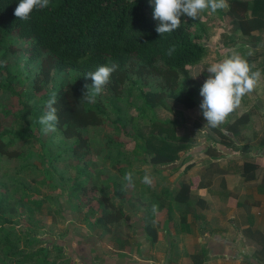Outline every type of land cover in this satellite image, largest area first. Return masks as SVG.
Segmentation results:
<instances>
[{"label": "trees", "instance_id": "1", "mask_svg": "<svg viewBox=\"0 0 264 264\" xmlns=\"http://www.w3.org/2000/svg\"><path fill=\"white\" fill-rule=\"evenodd\" d=\"M19 2L20 0H0V97L6 94L15 97L20 105L15 108L12 105L0 104L1 114L10 115L12 120L20 125L19 130L14 132L0 126V155L21 160L18 170L31 166L25 163V159L30 157L28 150L19 151L9 148L17 140L28 138L32 142L41 143L39 136L35 134V131L41 134L38 119L46 111V102L51 93L56 92L55 107L58 109L59 116L56 132L63 139L72 138V140L66 143L60 152L55 154L49 152L46 163L53 166L48 160L57 159L69 152L76 159L74 170L77 175H83L84 179L79 180L77 176L73 178L71 184L67 186L69 191L65 194L69 209L75 215V209L78 207L71 202L70 198H75L77 203L82 201L81 196L86 192L84 180L90 178L92 187L96 190H99L98 183L105 182L98 177H91V173L84 166L79 165V163L83 165L87 163L83 159L82 151L84 148L86 150L87 141L82 132L88 126L101 124L104 114L98 103H88L83 99L87 91L84 85L92 83L91 79L86 78L85 75L95 71L98 66L118 64L119 67L112 73L109 83L105 86L115 98H118L119 90L125 83H130L126 87V93L129 94L131 87L138 81L146 83L151 75L159 78L158 90L138 87L135 96L140 100L137 107L138 123L146 116V112L152 114L156 108H161L173 115L171 120L150 117L148 122L152 129L155 128V132L149 130L144 139L136 128V123L130 126L131 133L126 132L135 140V147L141 152L142 162L149 163L152 167L151 172L157 174L160 171V167L157 166L168 168L172 162L180 159L177 152L186 148V144H182V141L187 140L186 137H191L187 127L182 124L184 122L182 112L196 105L200 107L203 100L200 89L207 79L203 77L196 84L195 77L188 69L189 66L198 65L205 53V46L201 43L199 33L191 34L181 18L178 29L160 36L155 31L158 21L153 18L154 9L149 8L150 0H50L48 7L34 9L26 21L14 16V10ZM228 4L230 8L222 12L228 18L226 23L230 25L229 34L248 42L257 40L256 35L249 33L252 30L264 28V0H228ZM10 36L24 41L27 52L26 64H37L38 73L31 78L26 91H21L20 72L17 69L12 71L7 61V54L12 51L8 38ZM223 36L226 34L223 33ZM172 46H175L176 50L169 56L168 49ZM251 58L252 56L248 55L244 59L250 64ZM64 72L73 76L74 84L69 87L63 82L52 84L53 74ZM129 75H134L135 78L132 79ZM14 83H17L19 87L16 88ZM40 91L38 97L33 100L35 93ZM28 101L32 103L29 110L25 111ZM111 110L118 114L120 112V108L113 103ZM26 115L28 119L25 118ZM248 117L249 113L245 112L233 121L227 120L221 124V128H212V131L219 135V139L212 135L213 132L206 133L205 139L210 140L211 143L206 145L202 152L216 158L223 154L216 150L215 144L233 149V144L240 134L239 129L247 123ZM116 120L119 123L120 117L118 116ZM195 128L200 132L201 127L197 123ZM222 131H226L230 136ZM53 134L54 132L49 135V141ZM147 138L148 140L155 138L158 145L150 147L153 145L146 141ZM119 144V142L115 143V145ZM263 145L264 135H261L257 140V147ZM144 153H146L145 156ZM37 156L43 162L44 156L41 154ZM116 161L117 159L112 161V164ZM192 165L193 163L185 165L183 172ZM31 168L37 169L35 166ZM258 168L256 163L243 160L238 171L244 180H250L256 176ZM233 171L236 172V167ZM14 181L17 184L18 180ZM40 182L43 183L44 180L40 179ZM52 186L62 190L59 183L52 181ZM198 186H203V183L199 182ZM13 187V190L17 189L19 193L18 198L11 205L5 204L6 198L3 197V192L0 193V264H62L67 259H71L64 255L65 248L56 241L54 243L49 241L48 244L30 249L29 245L35 241L28 237L26 229L16 231L13 219L5 213L10 215L17 213L18 206L22 209L29 206L33 212H37L47 198L34 195L37 193L36 187H30L23 182ZM144 190H146L145 187ZM258 190L264 191V170L261 173ZM158 192L154 195V200L148 201L149 206L152 207L151 210L149 208L143 210L142 217L137 218V226L142 230L144 237L145 233H149L151 237L155 233L152 227L153 205H157V210L165 209L167 225L175 228L182 226L185 230L189 224L187 217L195 215L196 207H199L202 202L196 191H188V184L182 180H178L171 189L162 187ZM100 202L103 203V208L98 216L91 221L84 217L87 224L109 233L121 220L125 222L131 218L135 222L132 217L135 214L129 215L122 210V207L113 206L106 197H103ZM141 204L144 206L143 203ZM235 204L238 205L239 202ZM174 212L177 213L176 216L173 215ZM136 231L134 229L136 244L141 245L142 242L139 239L141 233L137 237ZM20 240L21 245H18ZM115 242L119 250L123 249L125 245L123 240L114 238L111 244ZM149 243H153L152 238ZM208 250L204 246L197 247V250L190 255L185 252L184 258L197 259L193 261V264H201L207 259ZM51 251H54L52 257ZM259 254L264 257V236L260 237ZM125 257L129 258L127 255ZM110 264L118 263L112 261Z\"/></svg>", "mask_w": 264, "mask_h": 264}, {"label": "rangeland", "instance_id": "2", "mask_svg": "<svg viewBox=\"0 0 264 264\" xmlns=\"http://www.w3.org/2000/svg\"><path fill=\"white\" fill-rule=\"evenodd\" d=\"M149 8L150 10L154 9V0L149 4ZM222 11L223 10H218L212 13L210 10H205L201 12L199 18L195 20L186 15L181 16L189 32L191 34L199 33V35H201V43L205 46V53L198 65L188 67L192 76L195 77L196 84L199 83L203 77H208L209 73L207 72V67L211 63L220 62L233 53H239L243 58L249 55L245 50H242L243 52H238L236 49V43L238 41L236 40V35L223 36V33L229 32L230 25L226 23L228 18ZM8 38L12 51L7 54V61L12 71L17 69L20 72L22 81L21 91H26L29 87L28 84L31 78L38 73L37 64H26L25 59L27 52L24 48V41L18 40L14 36ZM257 61L258 63L256 62L255 65H261L260 68L258 66L256 67V70H260L261 72V77L257 86L253 92L242 98L240 106L228 116L232 118L231 121H233L236 116L239 117L241 114L248 112V118L251 116L253 119V124L250 125L248 129H243V132L255 131V139L247 143V145H256L258 138L264 134V71H261L264 65V57H261ZM28 69H30V71H27ZM253 71H255V69ZM129 76L132 79L135 78L134 75ZM148 80L149 81L146 83H143L141 80L138 81L137 84L131 87L129 94L126 93V87L130 83H125L121 87V90H119L118 98L113 97V94L110 93L106 87L103 93L97 96L95 102L98 103L104 111L102 123L97 126H88L82 132V135L85 136L87 141L86 150L85 148L82 149L83 159L86 160L87 163L86 165L79 163V165L84 166L91 173V177H98L106 183H98L97 188L99 190H96L92 187L90 178L84 180L86 192L81 196L82 201L77 203L75 198H70L71 202L78 207V209H75V215L71 213L69 209L65 194L69 191L67 186L71 184L73 178L77 176L79 180L84 179L83 175H77L74 170L76 159L69 152L67 154H62L57 159L48 160L53 166H49L46 163V156H49V152L53 154L60 152L61 148H63L66 143H69L72 138L63 139L59 133L55 131L50 142L49 135L53 132L44 134L41 131V134H38L35 131L41 143L32 142L30 138L17 140L9 149H17L19 151L28 150L30 152V157L25 159V163H29L31 166H26L24 170H18V166L22 163L21 160L0 155V193L3 192L2 195L6 198L5 204L11 205L12 202L18 198L19 190H13V186L21 184L22 182L30 187H36L37 193L34 195L48 199H45V202L37 212H33L29 206L24 209L18 206L17 213L13 215L5 213L6 216L13 219V226L16 231L26 229L28 231V237L35 241L29 245L30 249H34L38 245H45V243L48 244L49 241L51 243L56 241L65 248L64 255L66 254L71 258L67 259L62 264H110L112 261H116L118 264H141L146 260L150 261L148 258V255H150L148 253L152 245V243H149L150 238L153 239V244L155 241L158 243L159 248L161 245L163 246L161 248H168L169 244L168 241H166L168 235H171V241L175 243V234L179 235V233H177L179 231L174 226L167 225L165 220V209L152 210V227L155 231L154 235L153 232H151L153 235L152 237L149 233H145V237L142 236V230L137 226V218L142 217L143 210H148V208L151 210L152 207L149 206L148 201L151 199L154 200V195L157 194L162 187L171 189L178 180H182L188 184V191L194 189V187H198L199 182L209 183V188L206 189L204 194L208 193L209 196L211 195L212 200H209L204 195L205 200L201 198L202 202L199 205V211H202V213L207 211L205 212V216L202 217L204 227L207 231L213 228V224H211L210 221L211 216L216 214V207L219 206L218 198L221 197L224 198V200L228 198L230 207H234V203L236 202V185L238 183L233 177H227V180H225L221 171L222 169H235L234 164H236V161L242 160L244 157L236 158V156H233L235 155L232 152L233 149H227L216 145L218 152L224 153L223 155L225 156L233 154V158H221L214 162H210L209 160L202 161V158L208 157V155L205 152L200 154L197 152H200L201 149V151H204L206 144H208V140L204 138L205 132L209 133L213 131L211 127L203 122V120H206L203 118L202 112L197 106L184 109L182 112L183 115L188 118L187 122L189 121L185 125L188 128L190 127L187 129L191 137H186V139L191 140L182 141V144H186V148L182 149L183 151L180 150L177 152L180 159L172 162L168 168L167 166H157L160 167V171L157 174L151 172L152 167L149 163L142 162L141 152L135 147V140L132 136L127 134L132 131V128L130 130L132 123L137 124L136 128L139 129L144 139L149 130L153 133L155 132V128L152 129L149 125L148 121L150 117H155L160 120H171L173 117L171 113L161 108H156L152 114L146 112V116L142 118L141 121L139 120L138 123L137 107L140 104V100L135 98L138 87L150 90L159 89V78L157 76L151 75ZM54 82L55 85L58 82H63L65 86L69 87L74 84V79L71 74L64 72L61 74H53L52 84ZM14 84L16 88L19 87L17 83ZM48 85H50V83H48ZM40 93L41 91L35 93L33 100H35ZM111 101L120 108L119 114L111 110ZM31 103L32 101L27 102V109L25 111L29 110ZM0 104L12 105L15 108L20 106L17 98L7 94L0 97ZM118 116L120 117V124L116 120ZM25 118L28 119L29 117L26 115ZM132 118H134V120H132ZM193 121H196V123L206 130L201 133L192 129L191 124ZM0 126L7 127L12 132L19 130L20 127L19 124L12 120L10 115L3 116L1 112ZM221 127L222 125L218 126V128ZM222 132L230 136L226 131ZM212 135L216 137V139H219V135L215 132H213ZM146 141L152 143L153 146L150 147H156L158 145L155 138H150L149 140L147 138ZM244 141L248 142L247 138ZM118 142L120 144L115 145V143ZM236 146H238V144H233V147ZM192 153H194L195 156H191L190 154ZM37 154L44 156L43 162L40 161ZM145 155L146 153H144V156ZM251 157H253V155L250 156V158ZM116 159L117 161L112 164V161ZM188 163H194L195 166L191 170L187 169L183 172L184 166ZM204 164L208 166L209 169L216 168L208 177L207 175L201 174L202 165ZM32 166H35L37 169L34 170V168H31ZM127 171H132L134 174L133 185H128L127 182L123 180L124 173ZM50 172H52L51 175ZM146 173L152 178L153 183L151 186L142 182V178ZM49 178L51 180H49ZM40 179H43L44 182H40ZM14 180H18L17 184ZM251 180H253V178L245 180V183H249ZM52 181L56 184L59 183L62 186V190L52 186ZM144 187L146 190H144ZM200 193L203 192L201 191ZM103 197L111 201L113 206L122 207V210L129 215L135 214V216L132 217L136 223L132 221L131 218L125 220V222L121 220L119 224L113 226L112 231L109 233L95 228L91 224H87L86 221H84V217L86 220L91 221L95 216L100 214L101 208H103V203L100 201ZM141 203H143L144 206ZM173 215L176 216L177 213L174 212ZM190 220H193V216L190 217ZM232 222L236 225V218L230 217L226 223L223 219L218 224L219 226L221 225V230L218 226L213 229V233H223V235L227 237V240L233 243L230 238H232L231 236L236 231V226L233 227ZM84 228H86L87 231ZM134 229L138 231V234L136 231L137 237L139 233H141L139 235V239L142 242L141 245L136 244L137 240L134 235ZM164 229L168 231V235L161 231ZM114 238L123 240L125 244L123 249L119 250L117 248V242L111 244ZM180 243L183 244V247L186 244H190L185 238H182V241L179 242L178 245H180ZM18 245H21V240L18 242ZM228 245L231 246V244ZM186 248L189 255L197 250V247H192L191 245H188ZM160 250L164 254V251L162 249ZM217 252L222 251L218 250ZM128 253H131V255ZM145 253H147V255H145ZM163 254H159L157 257L153 255V261H157L158 264H160L163 259ZM53 255L54 251H51L50 256L52 257ZM125 255L129 256V258H126ZM175 255L176 253H171V258L175 259ZM179 259V264H193V261L197 260H191L183 256H180ZM173 263L176 264V262ZM206 264H236V258H229L226 260L219 257L215 262L207 261Z\"/></svg>", "mask_w": 264, "mask_h": 264}, {"label": "crops", "instance_id": "3", "mask_svg": "<svg viewBox=\"0 0 264 264\" xmlns=\"http://www.w3.org/2000/svg\"><path fill=\"white\" fill-rule=\"evenodd\" d=\"M247 14L249 13L247 12ZM229 33L230 32H226L225 33L226 36L224 37H227L228 35H230ZM249 34L256 35L258 39L253 42H248L243 39L241 40L240 38H236V40H238L236 43V49L238 50V52L239 51L243 52L242 50H245V52L249 53V56H252L250 65L252 67V70L254 69L256 70L257 66L259 68L261 66V65H255L256 62L258 63L257 60L260 59L261 57H264V54H262V51L264 50V28H262L261 30H257V29L252 30ZM261 71L263 72L264 69H261ZM196 106L199 107V105H196ZM187 119L188 118L184 115V122L182 123L184 126H186L185 124L189 122V121L187 122ZM231 119L232 118L227 117L225 122ZM252 121L253 119L250 116V118H248L247 123L241 126V128L239 129L240 134L238 135L236 141L234 142V144H238V146L234 147L232 151L233 154L235 155L233 154L226 155V156L223 155V156L216 157V158H212L208 156V157L202 158V161L209 160L210 162L211 161L214 162V161L220 160L221 158H226V157H230V158H233V156H236V158L244 157V159L238 160L236 161V164H234V166L236 167V172L233 171L234 169L232 170L222 169L221 171V174L224 175L223 177L225 180H227V177L228 178L233 177L235 178V181H237L238 184L236 185V202H239V204L236 205L235 207V203H234V207L233 206L230 207L228 198H226L225 200L224 198H221V197L218 198L219 206L216 207V214L211 216L210 223L213 224V228H211L210 231L209 230L207 231V229H205L203 219H202V217L205 216V212L207 211H204L202 213V211H199L200 208L196 207V213L195 215H193V220H190L191 216L187 217V221L189 223L187 229L185 228L184 230L182 226L176 227V229L179 231L177 232L179 233V235L175 234L176 236L175 243H173L169 239L171 235L170 234L168 235V231H166L165 229L161 230L163 233L165 232L168 235L166 241H168L169 247L161 248L163 247L161 245L159 248V245L156 241L154 244L152 243L150 250H149L150 252L148 253L150 254L148 255V258L150 261L146 260L145 261L146 264H149V263L158 264L157 261H153V258H154L153 255L157 257L159 254H163L160 249L164 251L163 259L160 264H175L173 262H176V264H179L180 256L184 257V253L185 252L188 253V250L186 248L188 245H191L192 247L197 246L198 248L204 246L209 249L207 259L201 262V264H206L207 261L215 262L216 259L219 257L220 258L222 257L226 260L229 258H236V264L238 263L244 264L245 262L248 264H264V257L259 254L260 237L264 236V191L262 192L258 190V186L260 184V179H261V173L264 170V145L260 147H257V143L256 145L254 144L247 145V143L255 139L256 135H255V131L243 132V129H248L250 125L253 124ZM203 122H205V124L207 123L204 120ZM195 123L196 121L192 122L191 128L198 131L195 128ZM199 126L201 127V130H200L201 133L206 130L201 125ZM205 137H206V132L204 134V138ZM246 138L248 142L244 141ZM209 143H211L210 140H208V144ZM216 145H219V144H215V148H216ZM197 153L200 154L202 153V151L200 150V152L198 151ZM190 155L195 156L194 153ZM252 155L253 157L250 158V156ZM228 160H232V159H228ZM243 160L252 161L256 163V165H258L259 167L258 170H256V176L253 177V180H251L252 182L250 181L249 183H245V180L241 177L238 171V169H240V165ZM194 166L195 165L193 163V165L189 168V170H191ZM215 170L216 168L209 169L208 166L204 164L202 165L201 174L207 175L208 177ZM208 184H209L208 182H204L203 186L194 187V189H190V190H195L196 194L204 200H205L204 195L209 200H212L211 195L209 196L208 193L204 194L206 192V189L209 188ZM201 191L203 193H200ZM230 217L236 218V225L234 222H232L233 227L236 226V231L231 236L232 238H230V240L233 243H230V241L227 240V237L223 235V233H213V229L219 226L218 224L220 221L224 219V222L226 223V221H228ZM220 227L221 225L219 226V229L221 230ZM182 238L183 239L185 238L190 244H186L185 245L186 247L185 246L183 247V244L181 243L180 245H178L179 242L182 241ZM228 244H231V246H229ZM218 250L222 252H217ZM171 253H176V255L174 256L176 257L175 259L171 258ZM128 254L131 255V253H128ZM145 255H147V253H145Z\"/></svg>", "mask_w": 264, "mask_h": 264}, {"label": "clouds", "instance_id": "4", "mask_svg": "<svg viewBox=\"0 0 264 264\" xmlns=\"http://www.w3.org/2000/svg\"><path fill=\"white\" fill-rule=\"evenodd\" d=\"M49 2L50 0H20L14 10V16L26 21L34 9L46 8ZM152 2L153 0H150V3ZM229 8L228 0H154L153 18L158 21L155 31L162 36L179 28L181 16L186 15L195 20L205 10L215 13L218 10ZM175 50V46L170 47L168 55L171 56ZM118 67V64L102 65L98 66L95 71L88 72L85 77L90 78L92 83L84 85L87 91L83 99L88 103H95L97 96L103 93L112 73ZM207 72L209 75L200 89V95L203 97L200 109L206 124L211 128H216L240 106L245 95L254 91L260 80L261 72L260 70L253 71L248 61L239 53H233L220 62L211 63L207 67ZM56 104L57 94L52 92L46 102V111L38 119L44 134L57 130L59 116ZM133 176V172L128 171L123 180L128 185H133ZM142 182L149 186L153 183L147 173L143 176ZM156 208L157 205H153V211Z\"/></svg>", "mask_w": 264, "mask_h": 264}]
</instances>
